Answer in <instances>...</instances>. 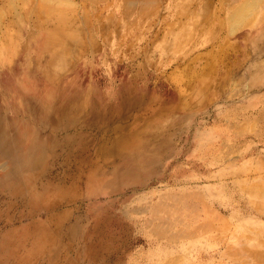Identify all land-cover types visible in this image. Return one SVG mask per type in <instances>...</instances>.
<instances>
[{
	"label": "rangeland",
	"instance_id": "374dc122",
	"mask_svg": "<svg viewBox=\"0 0 264 264\" xmlns=\"http://www.w3.org/2000/svg\"><path fill=\"white\" fill-rule=\"evenodd\" d=\"M178 1L0 0V264H264V0Z\"/></svg>",
	"mask_w": 264,
	"mask_h": 264
},
{
	"label": "bare ground",
	"instance_id": "6f19581e",
	"mask_svg": "<svg viewBox=\"0 0 264 264\" xmlns=\"http://www.w3.org/2000/svg\"><path fill=\"white\" fill-rule=\"evenodd\" d=\"M169 1H171V0H169ZM182 1V0H181ZM177 2L179 3V1L177 0ZM127 3V2H126ZM191 3V2H190ZM124 4V3H123ZM133 5V4H132ZM171 5V4H170ZM181 5H182V3H181ZM180 5V6H181ZM197 5V4H196ZM177 6H178V4H177ZM131 7V6H130ZM150 7V6H149ZM179 7V6H178ZM163 9V8H162ZM147 10V9H146ZM173 10V9H172ZM251 10H252V8H251ZM167 11V10H166ZM130 12H133V11H130ZM145 12V11H144ZM159 12V11H158ZM128 13V12H127ZM140 13V12H139ZM157 13V12H156ZM243 12H242V9L241 8H237V9H235L234 11H233V13H232V15H231V17H232V19L234 20V22H236V20H238L242 15ZM115 14V13H114ZM126 15V14H125ZM193 15V14H192ZM121 16V15H120ZM176 16H177V14H176ZM191 16V15H190ZM128 17H129V15H128ZM151 17V16H150ZM160 17V16H159ZM169 19V18H168ZM183 19V18H182ZM190 19H191V17H190ZM117 20V19H116ZM136 20V19H135ZM152 20V19H151ZM185 20V19H184ZM196 21H197V19H195ZM144 21V20H143ZM169 21V20H168ZM174 21V20H173ZM115 22V21H114ZM152 23H154V22H152ZM163 23V22H162ZM165 23V22H164ZM193 23V22H192ZM114 24V23H113ZM112 24V25H113ZM135 24V23H134ZM143 24V23H142ZM141 24V25H142ZM147 24V23H146ZM157 25V24H156ZM155 25V26H156ZM170 25V24H169ZM153 26V25H152ZM151 26V27H152ZM173 26H174V24H173ZM173 26H172V29H173ZM181 26V25H180ZM184 26V25H183ZM114 27V26H113ZM148 27V26H147ZM159 27H160V25H159ZM182 27V26H181ZM185 27H186V24H185ZM118 28V27H117ZM143 28V27H142ZM149 28V27H148ZM153 28V27H152ZM178 28V27H177ZM193 28H195V26L193 27ZM131 29V28H130ZM141 29V28H140ZM150 29V28H149ZM154 29V28H153ZM169 29V28H168ZM181 29H184V28H181ZM122 30H125V29H122ZM148 30V29H147ZM185 30V29H184ZM157 31V30H156ZM191 31V30H190ZM194 31V30H193ZM119 32V31H118ZM140 32H142V31H140ZM146 32V31H145ZM186 32V31H185ZM192 32V31H191ZM127 33V32H126ZM155 33V32H154ZM161 33V32H160ZM146 34V33H145ZM188 34V33H187ZM126 35V34H125ZM154 35V34H153ZM159 35V34H158ZM179 35V34H178ZM167 36V35H166ZM181 36V35H180ZM184 36H185V34H184ZM119 37H121V36H119ZM130 37V36H129ZM165 37V36H164ZM178 37V36H177ZM114 38V37H113ZM146 38V37H145ZM150 38V37H149ZM152 38V37H151ZM158 38V37H157ZM181 38H182V36H181ZM183 39H185V38H183ZM146 40V39H145ZM149 40V39H148ZM116 41H117V39H116ZM174 41L175 40H173L172 42L174 43ZM118 42V41H117ZM183 43V42H182ZM186 43H187V41H186ZM175 45V44H174ZM127 46V45H126ZM168 46V45H167ZM168 48V47H167ZM169 48H172V47H169ZM148 49V48H147ZM127 50V49H126ZM130 51V50H129ZM139 51V50H138ZM137 52V51H136ZM134 53V52H133ZM139 54V53H138ZM135 55V54H134ZM133 55V56H134ZM137 57V56H136ZM146 57V56H145ZM148 60H150V59H148ZM135 61V60H134ZM142 68V67H141ZM164 204V203H163ZM160 212V211H159ZM160 214V213H159ZM169 226V225H168ZM212 226V225H211ZM217 226V225H216ZM170 231V230H169ZM168 233V232H167ZM193 235V234H192ZM237 250V249H236ZM252 256V255H251ZM254 256V255H253ZM258 256V255H257ZM263 257V256H262ZM262 257H260V258H262ZM262 261V260H261Z\"/></svg>",
	"mask_w": 264,
	"mask_h": 264
}]
</instances>
